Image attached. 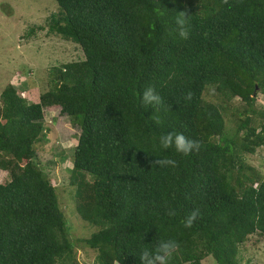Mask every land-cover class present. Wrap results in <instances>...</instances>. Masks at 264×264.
Returning a JSON list of instances; mask_svg holds the SVG:
<instances>
[{
    "label": "trees",
    "instance_id": "16d2710c",
    "mask_svg": "<svg viewBox=\"0 0 264 264\" xmlns=\"http://www.w3.org/2000/svg\"><path fill=\"white\" fill-rule=\"evenodd\" d=\"M56 1L48 34L83 58L52 66L31 101L27 83L0 94V264H82L77 242L95 251L93 264H139L142 250L169 239L178 244L169 264H239L241 245L264 238V168L246 159L264 148V0ZM182 11L186 40L175 25ZM149 86L163 100L156 109L141 101ZM49 110L80 128L68 183L71 211L96 228L88 238L72 239L41 167ZM167 132L198 147L162 150ZM157 157L176 166L159 167Z\"/></svg>",
    "mask_w": 264,
    "mask_h": 264
},
{
    "label": "rangeland",
    "instance_id": "374dc122",
    "mask_svg": "<svg viewBox=\"0 0 264 264\" xmlns=\"http://www.w3.org/2000/svg\"><path fill=\"white\" fill-rule=\"evenodd\" d=\"M57 6L56 0H0V94L10 83L16 87L27 83L32 92L29 97L31 101L47 89L48 73L52 66L83 58L78 45L48 34V19L51 13L57 11ZM34 27V34L28 36L29 29ZM205 99L215 101L216 94L207 90ZM230 103L232 106L238 105L239 100L234 99ZM257 104L264 108V97L260 94ZM239 120L236 119L237 123ZM227 121L228 130L233 132L235 123L230 118ZM44 123L49 131L48 141L38 145L39 159L43 162L41 167L58 188L61 206L69 218L68 229L72 239L88 238L96 228L77 219L71 211V187L68 183V158L73 156L80 128L69 115L57 113L56 110L46 112ZM246 159L248 165L262 170L264 148L247 155ZM75 248L79 262L94 263L96 254L92 248L78 242ZM239 260V264H264V238L258 234L251 235L241 245ZM202 264L217 263L210 257Z\"/></svg>",
    "mask_w": 264,
    "mask_h": 264
},
{
    "label": "clouds",
    "instance_id": "9594fccd",
    "mask_svg": "<svg viewBox=\"0 0 264 264\" xmlns=\"http://www.w3.org/2000/svg\"><path fill=\"white\" fill-rule=\"evenodd\" d=\"M175 25L177 34L181 39L189 38L188 31V15L185 12H181L175 19ZM187 99H191V94L188 95ZM141 101L147 108L153 106L155 109L163 103L162 97L156 92V90L149 86L143 90L141 95ZM157 123L159 120L157 117H153ZM159 148L162 150L172 149L176 154L187 156L194 149L198 147L196 141L187 138L183 133L179 132H167L161 135L158 139ZM159 167H175L176 161L174 159L166 157H157L153 161ZM197 219V212L192 211L186 216L183 221L185 228H191ZM178 244L175 240H161L155 247L154 250L144 249L139 254V264H169L170 260L174 256Z\"/></svg>",
    "mask_w": 264,
    "mask_h": 264
}]
</instances>
